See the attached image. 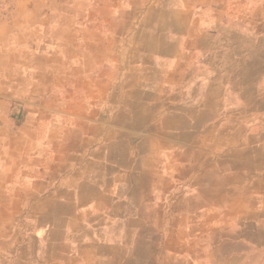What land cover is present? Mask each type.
I'll list each match as a JSON object with an SVG mask.
<instances>
[{"label": "crops", "instance_id": "crops-1", "mask_svg": "<svg viewBox=\"0 0 264 264\" xmlns=\"http://www.w3.org/2000/svg\"><path fill=\"white\" fill-rule=\"evenodd\" d=\"M263 20L0 0V264H264Z\"/></svg>", "mask_w": 264, "mask_h": 264}, {"label": "rangeland", "instance_id": "rangeland-1", "mask_svg": "<svg viewBox=\"0 0 264 264\" xmlns=\"http://www.w3.org/2000/svg\"><path fill=\"white\" fill-rule=\"evenodd\" d=\"M261 28H263V31H264V20H263V22L261 23ZM262 44H261V46H262V60H263V75H264V35H263V37H262ZM254 44V42H252V45ZM250 55H257L258 53L257 52H255L254 50H252L250 53H249ZM255 55V56H256ZM263 89H264V83H263ZM264 91V90H263ZM255 102H259L258 100L257 101H255V100H248L247 101V107L248 108H251V107H254V104H255ZM262 108H263V114H264V98L262 99ZM251 119H252V117L251 116H247V122H248V124L249 123H251ZM263 120H264V115H263Z\"/></svg>", "mask_w": 264, "mask_h": 264}]
</instances>
